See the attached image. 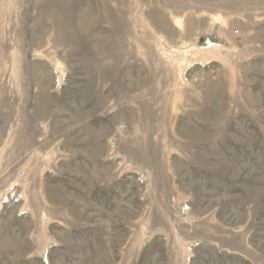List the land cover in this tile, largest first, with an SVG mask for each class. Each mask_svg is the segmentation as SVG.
Instances as JSON below:
<instances>
[{"label": "rangeland", "instance_id": "rangeland-1", "mask_svg": "<svg viewBox=\"0 0 264 264\" xmlns=\"http://www.w3.org/2000/svg\"><path fill=\"white\" fill-rule=\"evenodd\" d=\"M0 264H264V0H0Z\"/></svg>", "mask_w": 264, "mask_h": 264}, {"label": "crops", "instance_id": "crops-1", "mask_svg": "<svg viewBox=\"0 0 264 264\" xmlns=\"http://www.w3.org/2000/svg\"><path fill=\"white\" fill-rule=\"evenodd\" d=\"M214 25V27H215V23L213 24ZM216 29V28H215ZM219 29H221L220 27L218 28V30L216 31V32H214L212 35H210V36H213V37H211V38H216V39H218V37L219 38H222L223 40L225 39V41H226V39L228 40V41H233L234 40V33H231L230 32V30H226L225 29V31L227 32V34L225 33V31H224V29H222V30H219ZM242 30H241V32H240V39L243 41V42H250L251 41V39H252V37L254 36V35H252V34H250V33H246V32H244L245 30H244V28H241ZM243 33V34H242ZM216 45V44H215Z\"/></svg>", "mask_w": 264, "mask_h": 264}]
</instances>
